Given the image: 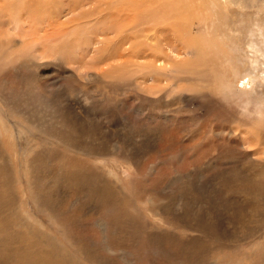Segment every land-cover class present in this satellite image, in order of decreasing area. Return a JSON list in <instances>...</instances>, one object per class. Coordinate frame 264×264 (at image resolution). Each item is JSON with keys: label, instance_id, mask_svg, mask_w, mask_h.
I'll list each match as a JSON object with an SVG mask.
<instances>
[{"label": "rangeland", "instance_id": "rangeland-1", "mask_svg": "<svg viewBox=\"0 0 264 264\" xmlns=\"http://www.w3.org/2000/svg\"><path fill=\"white\" fill-rule=\"evenodd\" d=\"M100 1L0 0V264H264L258 32L138 0L159 23L126 37L129 0Z\"/></svg>", "mask_w": 264, "mask_h": 264}, {"label": "bare ground", "instance_id": "bare-ground-1", "mask_svg": "<svg viewBox=\"0 0 264 264\" xmlns=\"http://www.w3.org/2000/svg\"><path fill=\"white\" fill-rule=\"evenodd\" d=\"M83 1V0H82ZM122 1H125V0H122ZM162 1V0H161ZM164 2L166 0H163ZM168 1H172V0H168ZM193 1V0H192ZM215 1V0H214ZM220 3V5H222L223 7H225V4L227 7H230V9L234 10V11H237L239 12V20L237 21V25L240 24V28L243 30H246L244 27L245 25H248L250 27L249 32H250V36L251 33H255V35H258V36H252V37H249L247 38V42H248V45L252 48V49H255L256 50V53L257 55L254 54V56L252 57H248V60L249 62H247L246 60H243V61H240L241 62V66L242 68L244 69V74H248L249 78L250 77H253L255 76V73L258 71V69L261 68V64H262V60H264V0H216ZM231 1H235V3H237V8L238 9H235L234 6L231 4ZM116 0H101L100 3H104L106 5H109V6H117L121 3V0H117V3L115 4ZM127 2H130L128 4V7L127 6H124L122 8V12L120 11L121 15L122 14H125L126 16V19L124 17V21L121 24V31L122 33H126L128 32V34L126 35V37H128V35L130 34H135V33H139L140 31H146L148 29H152L154 30L155 29V25L157 26L159 21H157L155 18H152L154 17L152 15V17H149L146 15V18H142L140 19L139 21H137L136 19L137 18H134L132 21H131V26L129 25L128 23V19L129 18V12H133V11H136L138 14H139V11H137L136 9H131L130 6L134 7V5L140 3V1L138 2V0H129ZM160 2V1H159ZM159 2H157V0H155V3L158 4ZM185 2V1H184ZM190 2V0L188 1ZM195 2V1H194ZM217 2V3H218ZM96 3V2H95ZM99 3V4H100ZM261 3V4H260ZM77 4V3H76ZM80 4V3H79ZM82 4V3H81ZM98 4V3H96ZM142 4V3H141ZM168 4V3H167ZM198 4V2H197ZM193 5V4H192ZM81 6V5H79ZM169 6V5H168ZM191 6V2L189 4L188 7ZM77 7V6H76ZM101 7V6H99ZM142 6H140L141 8ZM157 7V6H156ZM111 8V7H110ZM116 8V7H115ZM146 8V7H145ZM116 9H119L116 8ZM128 9V10H127ZM199 9V8H198ZM226 9V8H225ZM228 9V8H227ZM99 10V9H98ZM142 10V9H141ZM200 10V9H199ZM229 10V9H228ZM101 11V10H100ZM104 11V9H103ZM170 12V10H168ZM255 11V17L253 16L252 18V21L251 23H247L245 21V17H248L250 16L253 12ZM199 13V12H198ZM196 12V14H198ZM90 14V13H89ZM144 14V13H141V15ZM170 13H167V15H169ZM254 14V13H253ZM91 16V15H90ZM143 16V15H142ZM237 16V15H236ZM87 17V16H86ZM200 16H198L199 18ZM170 19V18H169ZM203 21V20H202ZM205 21V19H204ZM152 23H156L155 25L152 24ZM233 24L235 25V21H233ZM242 24V25H241ZM145 26V27H144ZM160 28L163 29V27L161 26ZM231 28V27H230ZM228 29V28H227ZM156 30V29H155ZM247 31V30H246ZM130 32V33H129ZM242 32V31H241ZM258 32V34H257ZM164 33V32H163ZM132 36V35H130ZM228 37V36H227ZM241 37V36H240ZM254 37V38H253ZM244 38V37H243ZM11 40V39H10ZM242 40V39H241ZM247 44V43H245ZM196 49H200L202 48L203 44L202 43H197L195 45H193ZM220 46V45H219ZM139 47V46H138ZM149 47V46H148ZM158 47V46H156ZM153 48V47H152ZM235 49H243L242 47H240V45H237V46H234ZM155 51V50H154ZM152 50V52H154ZM222 51V50H221ZM145 52V51H144ZM241 52V51H240ZM213 53V52H212ZM234 55V54H233ZM157 62H154V63H150V73H152V71H155V72H164L165 70V67L161 64H159V62L161 63L162 60L160 58V61H158V56H159V52H156L155 55H152ZM161 56V55H160ZM237 62V61H236ZM257 70V71H256ZM261 70V69H260ZM259 70V71H260ZM240 72V70H239ZM233 76H237V72H235V75L233 74ZM233 85L235 86V82L233 83ZM264 99V97L262 98ZM264 103V102H263ZM258 106V105H257ZM261 106V104H260ZM264 107V106H263ZM2 110V109H1ZM1 115V114H0ZM1 117V116H0ZM23 125V124H22ZM31 125V124H30ZM20 127V126H19ZM36 127V126H35ZM37 128V127H36ZM57 128V126L54 125V127L52 128V131L55 130ZM50 129V128H49ZM49 129H46L45 130H42V134L43 133H48V130ZM6 131V129H5ZM39 131V130H38ZM57 132L60 131V129L58 128L56 130ZM225 131V130H224ZM61 134V133H59ZM57 135L58 137V140L63 143V140H64V136L61 134V135ZM14 139H17V137H14ZM22 145V144H21ZM45 153V151H44ZM45 158V156H44ZM36 162V159L33 160ZM94 162L98 165L99 163L100 164H103V165H106V168L109 167V169L111 170V165L107 162V160L105 162L101 161V160H98V159H95ZM103 168V167H102ZM102 223V222H101ZM104 224V223H103ZM101 227H103L104 225L100 224Z\"/></svg>", "mask_w": 264, "mask_h": 264}]
</instances>
